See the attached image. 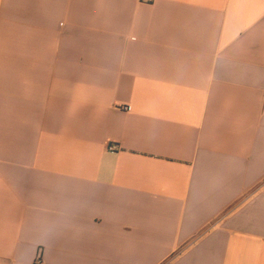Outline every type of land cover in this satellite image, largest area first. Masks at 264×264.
<instances>
[{
    "label": "crops",
    "instance_id": "obj_1",
    "mask_svg": "<svg viewBox=\"0 0 264 264\" xmlns=\"http://www.w3.org/2000/svg\"><path fill=\"white\" fill-rule=\"evenodd\" d=\"M0 264H264V0H0Z\"/></svg>",
    "mask_w": 264,
    "mask_h": 264
},
{
    "label": "built area",
    "instance_id": "obj_2",
    "mask_svg": "<svg viewBox=\"0 0 264 264\" xmlns=\"http://www.w3.org/2000/svg\"><path fill=\"white\" fill-rule=\"evenodd\" d=\"M111 150H115V148H114V147H112V148H111Z\"/></svg>",
    "mask_w": 264,
    "mask_h": 264
}]
</instances>
